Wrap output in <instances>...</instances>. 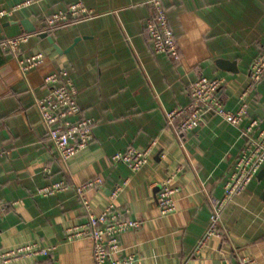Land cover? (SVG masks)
Returning a JSON list of instances; mask_svg holds the SVG:
<instances>
[{"label":"crops","instance_id":"crops-1","mask_svg":"<svg viewBox=\"0 0 264 264\" xmlns=\"http://www.w3.org/2000/svg\"><path fill=\"white\" fill-rule=\"evenodd\" d=\"M26 1L0 0V10ZM78 1L91 16L51 34L63 51L71 48L68 53L33 35L23 52H44L47 63L26 76L0 48V151L9 152L0 157V199L8 205L0 213V252L37 244L53 250L9 264H95L90 239H66L67 229L87 221L75 189L53 196L37 191L61 180L76 186L101 177L104 186L88 192L93 212L114 202L142 222L121 238L123 251L137 254L140 264H239L244 258L264 264V168L225 210L224 234L194 255L210 221L211 199L223 196L246 144L242 128L211 115L178 136L166 117L189 102V87L200 76L224 78L220 98L226 109L239 108L251 64L264 52V0H164L179 60L152 52L146 0H36L0 22V40L41 31L46 17ZM221 60L235 63L236 71L220 67ZM62 69L70 73L83 115L95 121L94 141L67 162L36 106L48 92L44 78ZM246 103L248 120L264 126V79ZM153 141L150 160L138 172L112 161L117 152ZM170 176L179 189L178 210L162 217L157 197Z\"/></svg>","mask_w":264,"mask_h":264},{"label":"built area","instance_id":"built-area-1","mask_svg":"<svg viewBox=\"0 0 264 264\" xmlns=\"http://www.w3.org/2000/svg\"><path fill=\"white\" fill-rule=\"evenodd\" d=\"M36 0L26 2L10 9L0 10V22L12 17L22 7L29 6ZM151 14L145 20V31L148 35L152 52L155 55H167L173 60L180 59L177 38L169 21L164 0H146ZM91 16V11L78 1L70 4L67 9L55 12L45 19V26L39 32H54L63 27L76 24ZM34 34H21L5 37L0 40V48L5 55L16 59L19 69L24 75L42 68L47 63L44 52L25 54L23 46ZM264 79V52L251 64L249 71V86L241 98L237 110H228L220 98L224 78H208L200 76L189 87V102L178 105L166 114L167 125L180 136L199 129L206 118L217 115L226 122L242 128L246 144L237 158L234 168L224 185L221 198L211 199V215L208 227L198 241L194 255L201 254L212 237L224 234L222 218L225 210L235 197L244 193L264 168V126L259 119H249V107L246 103L248 93H251ZM48 92L36 101L43 124L48 131V138L55 147L62 161L67 162L94 141L95 121L83 115L78 103V92L66 69L57 70L44 78ZM248 120V121H247ZM153 141L145 149L129 147L125 151L113 155L114 163L125 165L130 171L138 172L145 167L154 151ZM9 152L0 151V157ZM174 176L166 178L160 187L157 206L162 217H168L177 212L176 194L179 189L174 186ZM104 179L97 177L73 186L66 180L54 182L38 189L42 196H53L61 192L75 189L81 201L87 221L67 229V241L90 239L93 243V259L95 264H140L135 253H125L122 248V236L131 230H137L142 222L129 216L128 209H120L112 202L101 213L93 212L88 192L101 189ZM13 203L12 205H14ZM8 205L0 199V213L7 211ZM53 248L39 247L37 244L0 252V264H9L28 257L47 256ZM180 264H186L182 262ZM239 264H257L249 258L242 259Z\"/></svg>","mask_w":264,"mask_h":264},{"label":"water","instance_id":"water-1","mask_svg":"<svg viewBox=\"0 0 264 264\" xmlns=\"http://www.w3.org/2000/svg\"><path fill=\"white\" fill-rule=\"evenodd\" d=\"M11 25V23H6V24H4V26L3 27H7V26H10ZM26 25L27 26H29L28 25V23H26ZM34 33H37V35H39L41 38H43V39H47L48 40V42L54 47V49L59 53V54H66V53H68L70 50H71V48H69V49H67L66 51H63L57 44H56V42L54 41V39H53V37H52V35L50 34V33H48V32H39V31H36V29H29V33L28 34H34ZM79 41V39H76V41H75V44L77 43ZM218 64H219V66L220 67H222L223 69H226V70H229V71H232V72H234V71H236V64L235 63H229L228 61H224V60H221L220 62H218ZM257 114L259 115V116H263V113H262V111H258L257 112ZM262 173H263V171H261ZM262 175V174H261Z\"/></svg>","mask_w":264,"mask_h":264},{"label":"trees","instance_id":"trees-1","mask_svg":"<svg viewBox=\"0 0 264 264\" xmlns=\"http://www.w3.org/2000/svg\"><path fill=\"white\" fill-rule=\"evenodd\" d=\"M54 32H55V31H54ZM54 32H51V31H50L49 33L52 34V33H54Z\"/></svg>","mask_w":264,"mask_h":264}]
</instances>
